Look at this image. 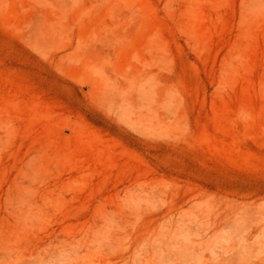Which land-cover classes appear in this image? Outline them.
Masks as SVG:
<instances>
[{
  "label": "rangeland",
  "instance_id": "obj_1",
  "mask_svg": "<svg viewBox=\"0 0 264 264\" xmlns=\"http://www.w3.org/2000/svg\"><path fill=\"white\" fill-rule=\"evenodd\" d=\"M0 264H264V0H0Z\"/></svg>",
  "mask_w": 264,
  "mask_h": 264
}]
</instances>
